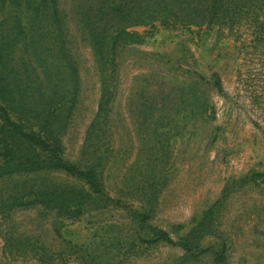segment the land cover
Here are the masks:
<instances>
[{
  "label": "rangeland",
  "instance_id": "rangeland-1",
  "mask_svg": "<svg viewBox=\"0 0 264 264\" xmlns=\"http://www.w3.org/2000/svg\"><path fill=\"white\" fill-rule=\"evenodd\" d=\"M160 9L0 0V264H264L258 26Z\"/></svg>",
  "mask_w": 264,
  "mask_h": 264
},
{
  "label": "trees",
  "instance_id": "trees-1",
  "mask_svg": "<svg viewBox=\"0 0 264 264\" xmlns=\"http://www.w3.org/2000/svg\"><path fill=\"white\" fill-rule=\"evenodd\" d=\"M159 6L158 16L168 21H177L190 26H199V18H211L213 22H230L233 25H239L241 20L247 19L256 24L257 42L264 44V0H151ZM210 21V22H211ZM239 28V27H238ZM67 172L84 178L91 183L95 181V175L92 171L81 172L69 167Z\"/></svg>",
  "mask_w": 264,
  "mask_h": 264
}]
</instances>
